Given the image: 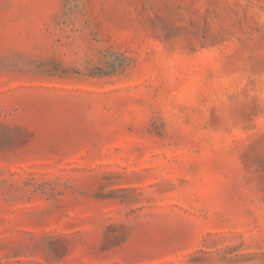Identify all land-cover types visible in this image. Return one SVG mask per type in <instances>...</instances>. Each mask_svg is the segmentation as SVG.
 Segmentation results:
<instances>
[{"label": "rangeland", "instance_id": "1", "mask_svg": "<svg viewBox=\"0 0 264 264\" xmlns=\"http://www.w3.org/2000/svg\"><path fill=\"white\" fill-rule=\"evenodd\" d=\"M0 264H264V0H0Z\"/></svg>", "mask_w": 264, "mask_h": 264}]
</instances>
